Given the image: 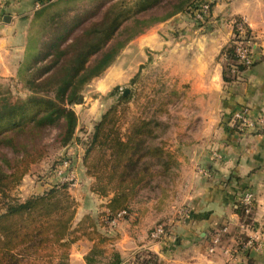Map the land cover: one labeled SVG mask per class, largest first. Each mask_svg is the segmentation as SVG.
Here are the masks:
<instances>
[{
  "label": "crops",
  "instance_id": "crops-1",
  "mask_svg": "<svg viewBox=\"0 0 264 264\" xmlns=\"http://www.w3.org/2000/svg\"><path fill=\"white\" fill-rule=\"evenodd\" d=\"M44 1L7 0L0 5V78H15L27 64L35 14L41 9L37 4ZM201 1H212L208 21L196 23L187 11L146 28L88 84V92L98 96L85 94L84 102L74 106L83 128L80 136L86 139L92 119L99 120L104 112H97L99 99L132 80L144 65L158 68L174 85L188 87L191 110L185 116L190 123L178 126L172 145L179 157L176 192L160 209L154 200L133 205L131 212L104 231L118 236L108 247L120 254L119 264H264V238L252 247L248 244L264 224V132H243L231 121L244 108L252 116L264 111V0H197L195 5ZM237 17L252 31L255 61L235 80L225 81L220 54L233 37L232 22ZM78 128L61 153L67 149L66 156H74L65 157L71 160L68 173L73 176L75 164L86 170L81 153L84 140L76 139ZM37 175L32 171L24 177L16 189L18 197L44 193L60 182L55 175L49 174L43 182ZM69 185L74 193L76 182ZM248 191L254 194V203L242 217L236 204ZM78 214L76 222L82 218ZM158 225L165 226L167 235L153 239ZM216 235L220 243L210 252ZM93 245L86 238L74 243L69 264H87L85 256ZM101 259L111 264L113 258L108 254Z\"/></svg>",
  "mask_w": 264,
  "mask_h": 264
},
{
  "label": "trees",
  "instance_id": "trees-1",
  "mask_svg": "<svg viewBox=\"0 0 264 264\" xmlns=\"http://www.w3.org/2000/svg\"><path fill=\"white\" fill-rule=\"evenodd\" d=\"M60 1L70 3L56 0L46 6ZM196 1L170 2L172 10L151 17L153 23H148L144 16L169 0H113L99 19L72 37L86 18L79 13L71 15L69 8L50 11V51L35 58L30 55L19 72L31 73L24 84L30 94L14 98L10 92H0V264H69L72 245L84 238L94 243L85 256L87 264H103L101 258L108 254L113 258L111 264H119L120 254L108 247L118 236L103 229L122 212H131L137 203L154 200L157 209L168 204L180 175L178 153L169 135L171 125L162 118L169 110L145 111L127 120L129 107L125 103L131 96L124 94L101 115L83 141V165L94 178L91 191L104 200L97 216L86 214L76 222L78 202L69 183H57L23 201L13 191L31 167L48 155L43 140L49 127L59 128L56 139L60 146L73 141L79 124L74 106L83 102L85 86L101 76L146 28L189 11ZM43 7L35 20L44 14ZM128 22H134L135 28ZM243 28L234 27L233 38L221 51L225 81L235 80L248 68L238 47L247 45L253 35L245 22ZM130 29L133 32L121 39ZM39 42L37 39L42 50ZM236 211L246 216L245 207L240 205Z\"/></svg>",
  "mask_w": 264,
  "mask_h": 264
},
{
  "label": "rangeland",
  "instance_id": "rangeland-1",
  "mask_svg": "<svg viewBox=\"0 0 264 264\" xmlns=\"http://www.w3.org/2000/svg\"><path fill=\"white\" fill-rule=\"evenodd\" d=\"M69 1H70L69 4H66V1H60L51 4L49 6L43 7V9L45 8L43 10L44 14L38 17L36 21H34V25H33L34 27L33 29L35 32L34 36L36 37L32 41V47H31L32 58H35V56H38V54L40 55V52L46 53V51H50V46H49L50 45V11L52 10L62 11L66 8H69L72 11L70 12L71 15H74L75 13H79V15H82V17L86 18L82 20L80 25L74 30V32L71 35L72 37L75 33L81 31L83 26L88 25L93 20L99 19L103 13V10L107 6H109L111 2H113V0H69ZM175 1L177 0H169V2L166 3L163 7L155 9L153 12H151L150 14L144 17H147L146 19H148V23H151L153 21L151 17L153 16L161 17L168 10H172L173 6L170 4V2H175ZM204 3H206V1H201L198 5H194L188 11L192 13L196 23L197 22L203 23L211 18L210 17L209 19L207 18L203 20L204 17L199 18L197 15L196 9L199 8L198 6H201ZM211 12H212V8H211ZM128 23H129L128 25L134 26V22H128ZM232 23L234 28L240 23V21L234 19ZM133 28H135V26ZM131 29L129 31L126 30L125 34L121 37V39H125L127 36H129L134 30ZM233 36H234V30H233ZM36 38L40 41L39 43L42 50H40V48L38 47ZM251 41L254 40L251 39ZM46 45L48 46L47 47L48 49L44 48V46L46 47ZM122 52L118 56V58L122 55ZM118 58L116 60H118ZM152 58L153 56H151L150 58L151 61ZM25 74L23 75L18 74L15 78H7V79L0 78V92H10L14 98L27 97L30 94V92L24 84L26 82V79L31 75V73L27 75ZM89 88L90 87L88 85L85 86L83 90V95L86 94L88 96H93V98H96L98 94L94 95L93 93L88 92ZM114 89L112 90V92L114 91ZM126 89H129V93L127 96L129 95L131 96L129 101L125 103V105L129 107L127 120L132 119L133 116L141 115L145 113V111L149 113H156L162 111V109L163 110L168 109L169 113L163 114L162 118L168 121V123L170 122L171 129L169 130V135L171 138V144L172 145L175 144L176 142L175 134L179 130L178 126L185 124L187 125L190 123V119H188V117L185 116V114L189 113L191 110V103L188 102L187 100L188 87L174 85V83L170 82V80L166 77V75L163 72L159 71L158 68H153V67H149V65H144V70L140 69L139 73L135 78V82H132V80H130L126 84L117 86V90H115L113 94L112 92H110L107 94L106 97H101L99 99V102H97L98 104L96 103L97 105L96 108L98 109L97 112L100 111V109H102L105 112L112 105L116 104L117 100L121 95L125 93ZM181 93L182 95H180ZM101 104H105L103 108L101 107ZM78 109L82 112L84 111L83 108H78ZM181 116L183 118H181ZM92 120L93 121H91V125L89 128L91 129V133L94 130L95 123L98 121V120L94 121V119ZM126 125L127 124H125V127ZM78 129H80V131L78 132V135L76 137L77 141L81 142L82 140H86L85 137L82 138L80 136L81 131L83 130L82 125H80ZM85 132L88 133V130ZM58 133H59L58 127H51V128L49 127L46 130V135L44 137L43 143H45L48 147V151H49L48 155L42 161L34 164L30 170V172L33 171L34 174L37 173L38 174L37 177L39 178V180H42V182L48 179L49 174L50 175L55 174L57 167L62 163L63 157H72V158L74 157L73 155L66 156L67 149L64 150L65 151L64 155H61L64 147L60 146V144L57 142L56 137ZM81 148L85 149L84 145L81 146ZM79 149L80 148H78V151L76 150L74 151L75 155L76 153H79ZM82 149H81V153L83 155L85 151H83ZM73 169L76 172L75 175L76 178H74L73 180L72 179L61 180L59 183L76 182V186H72L74 192L72 194L78 202V210H77V212H79L78 217H83L84 213L97 216V213L100 212L102 209V204L104 203V200L100 198V196H98L97 194L90 193L91 185L94 182V178L88 176L86 170H84L82 167L80 169V167H78L76 164L73 166ZM16 189H18V187ZM16 189L13 191V194L18 199L22 200V198H24V196L26 195L24 194L23 196L18 197L17 196L18 191H16ZM96 195L99 198H96ZM106 230H107L106 228L103 229V231Z\"/></svg>",
  "mask_w": 264,
  "mask_h": 264
},
{
  "label": "built area",
  "instance_id": "built-area-1",
  "mask_svg": "<svg viewBox=\"0 0 264 264\" xmlns=\"http://www.w3.org/2000/svg\"><path fill=\"white\" fill-rule=\"evenodd\" d=\"M56 0H45L43 3H38L37 8H40L44 6L45 4H48L50 2H53ZM7 0H0V5L6 3ZM212 1H207L206 3L202 4L201 6H198L199 8L196 9L197 15L199 18L209 19L211 17V8H212ZM244 21L240 22L237 25V28L240 29V31L244 30ZM254 41L249 40L247 42V45L239 44L238 47V53L240 56V59L247 65L248 67L252 66L255 61V49H254ZM232 123L233 125L239 129L240 131L246 132L248 129L256 130L258 132H264V111H261L257 113L255 116L250 115V112L247 108L241 109L237 112H235L232 116ZM71 167V160L69 158H63L62 163L57 167V170L55 171V174L57 177L61 180H73L74 176L68 173L69 168ZM54 174V175H55ZM254 203V194L251 191L246 192L238 201L236 204V208H238L240 205L245 207L246 212H248L251 209V206ZM126 212H122L119 216L125 215ZM117 218V219H118ZM116 221L113 220L111 222L114 223ZM167 235V230L164 225H158L153 231H152V238L153 239H161ZM264 238V224H262L257 234L253 237L252 240L248 241L249 246H253L254 241L260 242ZM212 246L210 247V252H214L217 245L220 243V235H216L213 238ZM259 246V245H258Z\"/></svg>",
  "mask_w": 264,
  "mask_h": 264
},
{
  "label": "water",
  "instance_id": "water-1",
  "mask_svg": "<svg viewBox=\"0 0 264 264\" xmlns=\"http://www.w3.org/2000/svg\"><path fill=\"white\" fill-rule=\"evenodd\" d=\"M128 93H129V89H126V91H125L124 95H125V96H127V95H128Z\"/></svg>",
  "mask_w": 264,
  "mask_h": 264
}]
</instances>
